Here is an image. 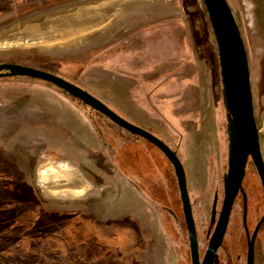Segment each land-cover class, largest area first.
Here are the masks:
<instances>
[{
    "label": "rangeland",
    "instance_id": "374dc122",
    "mask_svg": "<svg viewBox=\"0 0 264 264\" xmlns=\"http://www.w3.org/2000/svg\"><path fill=\"white\" fill-rule=\"evenodd\" d=\"M227 2L264 160V0ZM1 62L60 75L168 142L185 170L203 254L222 203L228 137L202 0H0ZM242 184L257 219L253 166ZM241 202L230 221L239 233ZM230 252L229 264H246L243 235ZM0 264H191L171 163L59 88L0 77ZM255 264H264V235Z\"/></svg>",
    "mask_w": 264,
    "mask_h": 264
},
{
    "label": "water",
    "instance_id": "95a60500",
    "mask_svg": "<svg viewBox=\"0 0 264 264\" xmlns=\"http://www.w3.org/2000/svg\"><path fill=\"white\" fill-rule=\"evenodd\" d=\"M212 29L216 50L222 99L227 118V169L223 178V198L216 223L203 254L199 257L198 240L187 190L186 174L177 153L160 137L127 120L98 97L55 73L20 63H0V77L24 76L46 81L62 92L107 117L114 124L156 146L171 163L177 181L183 218L187 230L191 264H213L221 243L230 209L240 190L246 161L250 158L264 190V161L260 149L259 126L256 123L244 42L227 0H202ZM264 214L247 242L246 264H254V238Z\"/></svg>",
    "mask_w": 264,
    "mask_h": 264
},
{
    "label": "flooded vegetation",
    "instance_id": "af4514ba",
    "mask_svg": "<svg viewBox=\"0 0 264 264\" xmlns=\"http://www.w3.org/2000/svg\"><path fill=\"white\" fill-rule=\"evenodd\" d=\"M173 150L175 151V149H173ZM249 165L253 166L254 169H255V171H256V168H255L252 160L250 158H248L247 161H246L245 169H244V175H243V178H242V183H243V180H244L246 168ZM256 173H257V171H256ZM242 183H241V186H242V189H243V184ZM260 184H261V182H260ZM261 190H262V195H263L262 196L263 201H261L262 212L259 215V217H257V219H256V217H255V219L252 218V215L255 214V213H257L258 207L256 206L254 208L253 206L248 205L247 193H245L244 190H243V192L245 194V207H244L243 194H242V192L240 190H238V192H237V194H236V196L234 198V201L232 203L231 209H230V213H229V216H228V222H227V225H226V228H225V231H224V234H223L221 243L219 244V246L216 249L213 264H217L218 263V259H220V258H221L220 259L221 260V263L219 262V264H229L228 262L231 261V259H232V253L230 252V250H232L233 248H235V246L237 245V243L240 241V238H241L242 235H243V242L245 243V263H246L247 242L250 239V237H251V235L253 233V230H254L256 224L258 223V221L260 220V218L264 214V190L262 188V185H261ZM238 195H240L241 198H242L241 207H240V211H239L240 212V220H241L242 233L237 232L236 229L233 228L232 225L230 224V221H231V218H232V214L234 212L237 213V211H235V201H236V198L238 197ZM263 227H264V219L262 220L261 224L259 225V227L257 229V232L255 234V238H254V243H253V248H254V264H255V260H256V256H257V240H258V235H264V232L261 233V231H260V230H262ZM210 235H211V233H210ZM235 241H237V243H235ZM207 243H208V241H207ZM206 246H207V244H206ZM229 248H230V250H229ZM205 249H206V247H205ZM204 252H205V250H204ZM204 252H203V254H204ZM199 254H200V251H199ZM203 254L201 256L199 255L200 259L203 257Z\"/></svg>",
    "mask_w": 264,
    "mask_h": 264
},
{
    "label": "trees",
    "instance_id": "16d2710c",
    "mask_svg": "<svg viewBox=\"0 0 264 264\" xmlns=\"http://www.w3.org/2000/svg\"><path fill=\"white\" fill-rule=\"evenodd\" d=\"M14 77V76H13ZM21 77H24V76H21ZM29 78V77H28ZM30 79H35V78H30ZM40 80V79H39ZM41 81H43V80H41ZM43 82H45V83H47L46 81H43ZM47 84H49V83H47ZM50 85H52V84H50ZM54 86V85H53ZM56 87V86H55ZM71 97V96H70ZM73 99H76L75 97H72ZM76 100H78V99H76ZM79 101V100H78ZM80 103H82L81 101H79ZM82 104H84V103H82ZM84 105H86V104H84ZM87 106V105H86ZM89 107V106H88ZM91 108V107H90ZM92 109V108H91ZM92 110H94V109H92ZM99 113V112H98ZM100 114V113H99ZM102 115V114H101ZM104 116V115H103ZM105 117V116H104ZM105 118H107V117H105ZM108 119V118H107ZM138 125V124H137ZM139 126H141L142 128H144L145 130H147V131H149V132H151V133H153V134H155V135H157L153 130H151L150 128H146V127H144V126H142V125H139ZM130 133V132H129ZM134 135V134H133ZM136 136V135H135ZM159 137V136H158ZM167 144H168V142H166ZM169 145V144H168ZM178 155V154H177ZM178 157H179V155H178Z\"/></svg>",
    "mask_w": 264,
    "mask_h": 264
}]
</instances>
